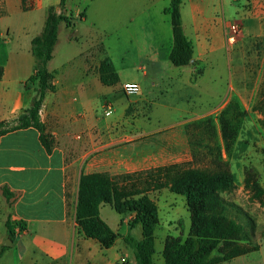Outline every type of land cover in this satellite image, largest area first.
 <instances>
[{
  "label": "crops",
  "instance_id": "crops-1",
  "mask_svg": "<svg viewBox=\"0 0 264 264\" xmlns=\"http://www.w3.org/2000/svg\"><path fill=\"white\" fill-rule=\"evenodd\" d=\"M2 1L0 37L15 43L13 51L5 54L6 62L0 64L5 69L0 80V121H8L22 116L34 96L23 83L34 73L35 60L33 55L23 56L22 51L29 45L31 51V41L42 32L48 9L55 7L60 12L61 0ZM74 1L79 5L76 10L71 0L66 1L64 10L80 22L72 28L64 23L59 27V40L48 64L55 74L56 91L46 96L40 111L41 120L55 141L52 153H47L39 132L32 127L0 138V214L5 222L11 217L27 223V229L14 239L8 237L7 229L0 237V246L5 247L9 239L10 246L15 242L18 245L13 264H135L134 252L131 247H120L119 237L111 247H102L83 234L76 219L81 175H115L192 161L184 127L164 133L151 130L146 137L124 142L121 139L126 134L146 131L138 132L142 129L130 123L124 131H116L105 114L107 106L101 105L102 97L112 88L100 80L99 66L106 55L111 57L118 73V61L126 67L140 64L137 67H143L153 83L164 76V70H180L193 76V65L175 67L169 59L173 33L172 25L162 16L164 8L157 14L152 11L158 0H124L118 6L115 0ZM82 13L85 16L80 18ZM181 13L185 33L194 42V62L215 59L223 48L228 27L236 20L242 22L241 42L254 43L264 51V0H183ZM79 37L90 40L78 48ZM112 38L117 43L128 38L137 47L132 54L127 49L115 56ZM18 42L24 43L22 49L16 45ZM140 82L121 80L118 84L134 83L142 88ZM235 96L242 107H251L240 93ZM190 117L196 119L201 115ZM3 187L14 194L11 202L4 196ZM105 209L106 218L102 216ZM100 215L116 233L126 224L130 228L127 236L142 239V227L131 228L109 205L101 206ZM163 248L164 243L157 250L158 263L164 261ZM242 256L221 264H244L238 261Z\"/></svg>",
  "mask_w": 264,
  "mask_h": 264
},
{
  "label": "trees",
  "instance_id": "trees-1",
  "mask_svg": "<svg viewBox=\"0 0 264 264\" xmlns=\"http://www.w3.org/2000/svg\"><path fill=\"white\" fill-rule=\"evenodd\" d=\"M66 1H60V12L55 7L48 9L42 32L31 41L35 71L25 83L26 88L34 92L30 106L22 116L0 121V138L10 132L32 127L39 132V140L49 154L55 141L42 122L40 111L46 96L56 91L55 74L49 70L48 64L53 59L59 40V27L64 23L72 28L76 22L73 14L63 12ZM182 3L183 0H170L169 6L164 9L171 19L173 45L169 59L175 67L197 63L194 62V42L183 27ZM23 8L26 10L25 6ZM84 16L85 13H82L80 18ZM4 71L0 65V80ZM202 73V69H198L193 75ZM99 74L105 86H115L120 82L119 73L108 55L100 62ZM245 115V111L235 104L224 109L219 117L223 144L229 153L237 142L240 119ZM186 130L193 155L191 162L173 163L118 176L107 172L81 175L76 219L87 238L96 240L102 247H111L119 237L100 215L101 206L110 205L121 215L127 212L135 214L129 223L131 228L142 227V239L133 235L124 238L125 243L133 249L135 264H221L253 251L241 250L237 246L243 228L229 216L230 205L220 195V190L232 187L233 174L224 159L215 118L208 115L189 121ZM165 188L186 197L191 226L185 238L166 237L162 251L164 261L158 263L154 256L157 253L155 228L159 224V214L149 193ZM3 194L11 202L14 194L8 187H3ZM5 226L10 239L27 229L25 221L11 217L6 220Z\"/></svg>",
  "mask_w": 264,
  "mask_h": 264
},
{
  "label": "rangeland",
  "instance_id": "rangeland-1",
  "mask_svg": "<svg viewBox=\"0 0 264 264\" xmlns=\"http://www.w3.org/2000/svg\"><path fill=\"white\" fill-rule=\"evenodd\" d=\"M124 2V0H115L116 6ZM71 3L74 10L79 7L76 1L71 0ZM3 4V1L0 0V10L3 8ZM169 4L170 0H158L152 11L157 14ZM63 12L68 15L65 10ZM232 14L236 17L235 11ZM162 16L171 25L170 16L165 14L164 10ZM116 18L117 14L115 13L114 19ZM76 22H80V20H76ZM63 35H66L65 30H63ZM242 38L243 34L238 43L230 45L225 34L223 48L218 56L215 59L210 58L207 63L197 62L193 65V73L198 69H202L203 73L192 74V77L187 72L180 73V70L173 72L164 70V76L159 77V81L153 83L151 75L146 76L143 67L140 69L137 67L140 64L126 67L122 65V61H118L120 81L141 80L142 88L136 95H127L123 91V84L110 86L112 88L107 95L102 97L101 105L102 107L112 106L106 115L110 122L109 125L116 131L127 129V123L139 126L142 131L138 132L146 131V133L138 135L126 134L121 139L124 142L134 141L138 137H146L151 130L164 133L170 129L181 130L184 127L191 148L186 130L187 123L194 119L190 116L201 115L199 118L213 116L219 129L224 159L233 174L232 187L229 190H220V195L230 205L228 207L229 216L243 228L237 246L241 250H256L261 247L258 251L243 255L238 261L244 264H264V51H261L260 46L254 43L241 42ZM6 40L8 37H0V64L6 62L5 54L13 51L15 44L7 43ZM88 40H90L88 37H79L76 41L77 47H82ZM110 44L115 49V56H120L127 49L132 54L137 47L135 43L129 42L128 38H125L123 43H117L115 38H112ZM16 45L22 49L24 43L18 42ZM22 52L23 56L26 54L32 56L30 45ZM132 62L134 60H131ZM25 83L26 81L23 83L24 87H26ZM235 91L248 99L252 104L251 107L248 109L242 107L235 96L237 93ZM235 104L245 111L246 115L240 119V133L229 153L223 144L219 117L224 109ZM99 113L102 115V120L106 119L101 109ZM181 116H183L182 120L178 121ZM153 168L156 167L149 169ZM110 174L118 176L126 173ZM149 196L156 204L159 214V224L156 226L157 229L155 228L157 250L163 246L167 234L185 238L191 225L186 197L175 194L166 188L152 191ZM110 207L116 214V210L112 206ZM106 210L102 213L104 217ZM120 216L127 223H131L135 214L127 212ZM123 225L119 231L118 245L130 247L124 241L127 236L126 232L130 228L126 224ZM5 234V221L3 215L0 214V237ZM15 247H18L16 242L13 246L5 245V248L3 245L0 246V257L2 256L0 264L16 262ZM158 257L156 253L155 261Z\"/></svg>",
  "mask_w": 264,
  "mask_h": 264
},
{
  "label": "built area",
  "instance_id": "built-area-1",
  "mask_svg": "<svg viewBox=\"0 0 264 264\" xmlns=\"http://www.w3.org/2000/svg\"><path fill=\"white\" fill-rule=\"evenodd\" d=\"M243 34L242 22L236 20L233 21L230 26L228 27V32L226 35L227 42L230 45H235L241 39ZM123 91L127 95H136L140 91V86L134 83H126L123 85ZM112 106H107L105 108V114H108L109 110H111Z\"/></svg>",
  "mask_w": 264,
  "mask_h": 264
},
{
  "label": "water",
  "instance_id": "water-1",
  "mask_svg": "<svg viewBox=\"0 0 264 264\" xmlns=\"http://www.w3.org/2000/svg\"><path fill=\"white\" fill-rule=\"evenodd\" d=\"M5 245H12V241L9 239L8 240V243L6 242V243H4Z\"/></svg>",
  "mask_w": 264,
  "mask_h": 264
}]
</instances>
